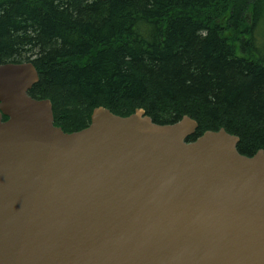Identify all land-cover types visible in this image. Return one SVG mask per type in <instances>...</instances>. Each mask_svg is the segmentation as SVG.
<instances>
[{"label": "water", "instance_id": "1", "mask_svg": "<svg viewBox=\"0 0 264 264\" xmlns=\"http://www.w3.org/2000/svg\"><path fill=\"white\" fill-rule=\"evenodd\" d=\"M37 82L0 63V264H264L263 149L142 108L65 132Z\"/></svg>", "mask_w": 264, "mask_h": 264}, {"label": "trees", "instance_id": "2", "mask_svg": "<svg viewBox=\"0 0 264 264\" xmlns=\"http://www.w3.org/2000/svg\"><path fill=\"white\" fill-rule=\"evenodd\" d=\"M264 0H0V63L32 61L29 91L55 125L87 127L95 108L160 124L187 115L264 150ZM7 119V117H5Z\"/></svg>", "mask_w": 264, "mask_h": 264}, {"label": "rangeland", "instance_id": "3", "mask_svg": "<svg viewBox=\"0 0 264 264\" xmlns=\"http://www.w3.org/2000/svg\"><path fill=\"white\" fill-rule=\"evenodd\" d=\"M255 39L257 40V46L261 52H264V19L258 26L255 34Z\"/></svg>", "mask_w": 264, "mask_h": 264}]
</instances>
